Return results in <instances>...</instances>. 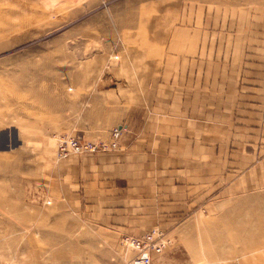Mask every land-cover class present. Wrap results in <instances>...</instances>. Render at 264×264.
I'll list each match as a JSON object with an SVG mask.
<instances>
[{"label": "rangeland", "instance_id": "rangeland-1", "mask_svg": "<svg viewBox=\"0 0 264 264\" xmlns=\"http://www.w3.org/2000/svg\"><path fill=\"white\" fill-rule=\"evenodd\" d=\"M122 77L127 103L102 91ZM118 125L115 149L55 158L58 136ZM233 179L264 222V0H0V262L122 264L119 234L158 226L150 264H264L258 226L262 249L231 251Z\"/></svg>", "mask_w": 264, "mask_h": 264}, {"label": "crops", "instance_id": "crops-1", "mask_svg": "<svg viewBox=\"0 0 264 264\" xmlns=\"http://www.w3.org/2000/svg\"><path fill=\"white\" fill-rule=\"evenodd\" d=\"M80 76L81 75L77 74V77H75V79L76 80L79 79ZM122 81H123V77H122V79H120V81L118 80L117 82H115L114 85L102 88V91L106 95H108L114 99H117L118 97H120L119 102H121V103H127L128 101H127L126 97H127V91L128 90H127V87L122 83ZM101 101L103 102V104L107 103L103 100H97L96 103H99ZM112 102H116V101H112ZM121 103H119V105L121 107L120 112L117 113L115 110L109 111L108 114L105 117H103L101 122L98 121V118L95 116V112H97L99 109L93 110L89 107H85L83 109L82 113L81 112L79 113L81 119L77 120V121L71 120V124H66V125H68L66 127H73V125H77L78 127H87V128H91V127H100L101 129H104L105 127L107 128V126L109 124H111L113 122L116 123V122L120 121L121 118L123 117L122 115L125 113L126 109L128 108V105H124ZM56 104L58 106V100L56 101ZM73 104H74V102H72L70 106L75 107ZM110 104L115 105V104H117V102L116 103H110ZM123 110H124V113H123ZM51 118L52 119H51L50 123H49L48 119H46V123L39 125V127H41V128H45V127H47V128H59V109L58 108L52 110ZM23 119L25 121L23 124L24 134L27 135L28 130L32 127V124H29V122H31L32 119L29 118L28 116H24ZM69 125H72V126H69ZM107 139H108V137L106 139H103V140H107ZM48 141L49 140H47L46 143ZM51 151H52V145H51V147L48 148V151H46V152L51 153ZM69 156H71V155H69ZM9 157H10V155H8V161H10ZM13 158H15V157H13ZM12 161H14V159ZM7 167L10 168V164H7ZM250 171H251V169H248V172H250ZM252 180H254V179H252ZM237 181H239V179ZM237 181L233 179L232 184L228 188V190L230 189V192H228V193H230V195H228V193H227L228 199H224V201L225 200H231L230 217H231V222L234 225V226L232 225L233 226L232 227V231H233L232 234H234V236H232V240L230 238H227V236L225 237L226 233L222 231L224 222L220 223V222L216 221L213 223L212 221L207 220V221H205V225H208L207 223H211L213 229L210 231L212 233H214L216 240L218 242L220 240V243L222 244V246L224 245L225 241L231 240L232 241L231 251H233L234 249L243 247V246H247V244H248V246L255 249V246H252L249 243L250 240H252V238H253V237H251L252 236L251 235V233H252L251 229L256 228L258 226V229H260L264 233V222L261 220H256L257 223H253L249 219H245L244 221H242V218L250 217V216L254 215V213L251 212V209L249 207L246 208V210H247L246 211L243 207L241 208V204H240V201L241 202H244L246 200L250 201L252 199V192H250L249 190L245 191L244 193H242V197H241L240 191L243 190L244 188H250V185H247V186L243 185L242 187H240V186L236 185ZM253 187L254 186H251V190L253 189ZM38 196H39L40 200H42L44 202L46 201V203L49 202L48 197L46 198L45 194H42V195L40 194ZM258 197H260V196H258ZM34 199H37V198H34ZM208 209H211V207H209ZM222 213L224 216V210L222 211ZM218 217H219V215H218ZM208 228H209V226L206 229H208ZM134 233H131V234L132 235H138L141 232L135 233V234ZM120 236H121V234H119V236L116 240L115 250L117 251L119 258L122 259V263H123L124 258L127 257L130 254V252L122 249L120 242H119ZM234 241L237 243L234 244ZM244 242H245V244H244ZM257 249H262V248H261V246H259V247H256L255 250H257ZM262 255L264 256V252L262 253ZM153 256H154V258H156L158 256V253H152L151 254V260H152ZM151 260H150V262H151Z\"/></svg>", "mask_w": 264, "mask_h": 264}, {"label": "built area", "instance_id": "built-area-1", "mask_svg": "<svg viewBox=\"0 0 264 264\" xmlns=\"http://www.w3.org/2000/svg\"><path fill=\"white\" fill-rule=\"evenodd\" d=\"M122 126H113L107 140H90L76 135L58 136L55 145V158L63 159L69 155L87 154L115 149ZM123 250L130 252L122 264H150L151 254L159 253L170 243V237L158 226L138 234H123L119 239ZM0 264H12L0 262Z\"/></svg>", "mask_w": 264, "mask_h": 264}, {"label": "bare ground", "instance_id": "bare-ground-1", "mask_svg": "<svg viewBox=\"0 0 264 264\" xmlns=\"http://www.w3.org/2000/svg\"><path fill=\"white\" fill-rule=\"evenodd\" d=\"M242 246V245H241ZM166 247V246H165ZM164 247V248H165ZM241 249H243V250H246V251H251V249H252V247H250V246H248V244H247V246H243V247H240V248H237L236 250H241ZM256 249V248H255ZM162 252V250L158 253V254H160ZM239 255L241 256V255H245V254H241V253H239ZM205 263V262H204ZM247 263H249L250 264V260H248L247 261Z\"/></svg>", "mask_w": 264, "mask_h": 264}]
</instances>
